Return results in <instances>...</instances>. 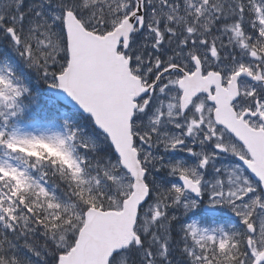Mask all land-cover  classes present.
I'll list each match as a JSON object with an SVG mask.
<instances>
[{"label": "snow or ice", "instance_id": "obj_1", "mask_svg": "<svg viewBox=\"0 0 264 264\" xmlns=\"http://www.w3.org/2000/svg\"><path fill=\"white\" fill-rule=\"evenodd\" d=\"M0 38V264H264V0H0Z\"/></svg>", "mask_w": 264, "mask_h": 264}, {"label": "rangeland", "instance_id": "obj_2", "mask_svg": "<svg viewBox=\"0 0 264 264\" xmlns=\"http://www.w3.org/2000/svg\"><path fill=\"white\" fill-rule=\"evenodd\" d=\"M6 52H7L8 54H10L11 57H13L9 49H8V50L6 49ZM14 59H15V58L13 57V61H14ZM34 81H35V83L37 84V81L35 80V78H34ZM40 86H41V85H38V87H40ZM50 95H51V94H50ZM218 223H219V222H218ZM220 223H225V222L221 221Z\"/></svg>", "mask_w": 264, "mask_h": 264}, {"label": "water", "instance_id": "obj_3", "mask_svg": "<svg viewBox=\"0 0 264 264\" xmlns=\"http://www.w3.org/2000/svg\"><path fill=\"white\" fill-rule=\"evenodd\" d=\"M54 95H55V96H61V97H62L63 94H54Z\"/></svg>", "mask_w": 264, "mask_h": 264}, {"label": "trees", "instance_id": "obj_4", "mask_svg": "<svg viewBox=\"0 0 264 264\" xmlns=\"http://www.w3.org/2000/svg\"><path fill=\"white\" fill-rule=\"evenodd\" d=\"M2 43H4V40H3V42ZM5 45L7 46V42L5 41ZM32 81V80H31Z\"/></svg>", "mask_w": 264, "mask_h": 264}]
</instances>
